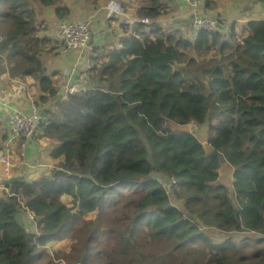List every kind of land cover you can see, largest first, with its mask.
<instances>
[{
    "label": "trees",
    "instance_id": "16d2710c",
    "mask_svg": "<svg viewBox=\"0 0 264 264\" xmlns=\"http://www.w3.org/2000/svg\"><path fill=\"white\" fill-rule=\"evenodd\" d=\"M36 1L69 16L60 0ZM141 1L138 16L163 13L162 0ZM242 27L237 42L232 30L138 23L100 66L98 85L43 110L40 135L59 143L50 155L63 160L32 181L4 184L0 264L42 255L38 263L50 264L46 245L68 240L75 264H264L262 252L252 262L231 257V240L213 243L201 228L264 235V18ZM45 41L29 0H0V76H31L54 95L39 58ZM190 121L196 133L206 128L210 150L181 128ZM224 163L232 196L217 181ZM171 177L174 204L164 188Z\"/></svg>",
    "mask_w": 264,
    "mask_h": 264
},
{
    "label": "crops",
    "instance_id": "0c3cea01",
    "mask_svg": "<svg viewBox=\"0 0 264 264\" xmlns=\"http://www.w3.org/2000/svg\"><path fill=\"white\" fill-rule=\"evenodd\" d=\"M109 2L118 5L121 3L122 7L119 6L122 14L110 10L107 6ZM59 5L69 8L68 17H78L89 21L91 27L89 43L91 46V68L86 71L84 81L88 87L96 86L99 84L96 80L98 70L103 63L108 61L110 52L114 48L113 37L107 28H111L113 32L121 30L124 32V37L128 36L129 33H132L133 27H122L120 25L122 18L125 16L140 17L138 11L143 9L146 4L141 0H99L95 4L85 0H60ZM29 6L33 7L35 11L37 35L46 38L39 58L45 67L46 75L52 80L56 93L48 95L47 92L41 91L39 83L31 76H0V150L7 151L9 155L13 164L12 177L26 181H32L41 174H48L57 162L63 160V156L51 157L50 152L57 148L59 143L42 137L39 127L29 138L10 133L7 130L6 115L15 109L30 113L33 109L47 110L53 107L56 101L66 97L65 86L79 78L80 72L86 67L85 58L87 57L86 55L78 56L70 50L64 51L62 50L64 47H60L61 41L56 34L60 18L55 15L54 6H42L36 0H29ZM160 8L161 10L169 9L168 13L163 12L156 17L157 24L162 28L165 29L166 25H171L181 29L182 33L186 26L189 29L192 13L186 4H171L167 8L162 0ZM244 9L242 0H239L238 5L235 0H205L196 15L216 16L222 24L226 25H229L232 20L243 25L248 20L246 16L249 13L247 10L242 11ZM170 10H177V15L171 14ZM167 20L170 22L166 23ZM166 29L170 30L171 28ZM224 32L226 31L224 30ZM61 88H63V92H60ZM196 136L198 139L205 140L204 130L199 131L198 135L196 133ZM218 181H220L219 177ZM3 193L4 191L0 188V196Z\"/></svg>",
    "mask_w": 264,
    "mask_h": 264
},
{
    "label": "built area",
    "instance_id": "2783aa9c",
    "mask_svg": "<svg viewBox=\"0 0 264 264\" xmlns=\"http://www.w3.org/2000/svg\"><path fill=\"white\" fill-rule=\"evenodd\" d=\"M165 4L167 5V8L171 4H177V3H184L186 4L191 13H192V20H191V29L195 32L203 30L208 32L209 34H215V33H222L224 32V24L221 23V21L216 17L212 15H196L197 10L202 7L205 0H163ZM108 8L110 10H114L118 14H122L121 7L113 2L108 3ZM173 15H177V10H173ZM157 18H149L147 16L143 17H128L125 16L122 18L120 25H123V27L131 28L134 25L138 23L142 24H152L157 23ZM107 31L110 33V35L113 37L114 46L116 48H120L122 46V39L124 37V32L121 30H116L113 32L111 28H107ZM56 34H58L62 41L64 42V48L62 50L67 51L70 50L74 52L78 56L86 55L85 58L86 61V67L85 69L80 72L79 78L73 81L70 85H66L64 88V94H71L78 90H84L87 89L88 86L85 84V76L86 71L91 68V61H90V54H91V46H90V40H91V28L88 20H83L78 17H67L60 19L58 22V25L56 27ZM42 112L41 109H33L32 112L26 113L23 110L15 109L9 114L6 115V125L7 130L15 135H20L25 138H29L34 135V133L37 130V127L42 120ZM182 129L186 131H190L192 133H196L198 129V125L195 121H190L188 124L181 126ZM192 129V130H191ZM0 188L1 186L7 183V180L12 177V167L13 164L11 163V160L9 158V155L6 152L0 151ZM170 182H164L166 183V186L168 187L170 191V186L173 184L176 180L174 177L170 178ZM165 188V187H164ZM8 192V189L7 191ZM26 214H28L31 218L33 217V212L26 211Z\"/></svg>",
    "mask_w": 264,
    "mask_h": 264
},
{
    "label": "rangeland",
    "instance_id": "374dc122",
    "mask_svg": "<svg viewBox=\"0 0 264 264\" xmlns=\"http://www.w3.org/2000/svg\"><path fill=\"white\" fill-rule=\"evenodd\" d=\"M242 2L245 6V9L242 11H246V10L249 11V13L246 16V18H248V20L251 18H255V17H257L255 19L264 18V1L253 2V0H242ZM235 3L238 5L239 0H235ZM249 4H250V6H248ZM168 10L169 9H167V10L163 9V12L168 13ZM170 11L172 12V10H170ZM169 22H170L169 20L166 21V23H169ZM240 24L241 23H239L235 20H232V22H230L229 25L224 24V30L226 31V33H228L230 30H232L234 32V35H235L234 39L237 42L241 41L244 34L247 33L246 31L243 30L244 28L241 29V27L243 25H240ZM168 27L181 30L179 28H174L171 25H168V26L166 25L165 28H168ZM188 28L190 29L191 27L188 26ZM189 29H186L185 33L191 32ZM59 39L61 41L60 47L62 48L64 42L62 41V38L60 36H59ZM169 125H171L172 128H174V126L176 124L175 123H169ZM205 132H206V128L204 131V135H205ZM197 135H198V133H197ZM199 141H202L204 143L203 145L205 146V149L207 151L210 150V147L208 145H206L205 140H202V138H201V139H199ZM218 175H219L218 177L220 178V181L222 180L224 183H226V185L228 186V188L230 190V194L232 196V191L230 188V186L232 184V168H231V166L228 165L227 163H224L222 165V167L218 169ZM11 178H13V177H11ZM157 178L160 179L161 177H157ZM8 180H7V182H8ZM217 181H218V179H217ZM220 181H218V182H220ZM164 187L167 190V193L169 195V199H170L171 203L174 204L173 196L170 193L168 187L166 186V183H164ZM1 190L6 192L7 188H5L4 186H1ZM62 200L66 204L71 205V199L70 198L62 197ZM234 204H236V203L234 202ZM94 214H95L94 212H91L86 217L92 218V217H94ZM201 228H202V231L211 238L213 243H220V242H223L226 240H228V241L231 240L232 252L230 251V254H231L230 256L235 258V259L241 255H244V256H246L244 259L245 262H247V261L252 262L253 259L251 258V256L257 257L256 255H253L254 253H256V252H259L260 254H261V252L264 253V235H260V234L253 233V232H247V231L246 232H236L235 231V232L223 233V232H220V231L214 229L213 227L201 226ZM29 230H30V232L28 233V236H29V238L32 239V235L34 233H36L35 222L30 225ZM36 236H38V234L35 236L33 235L32 240H34V238H36ZM70 247H71V241H69V240L68 241H62L61 243H58L55 241L48 243L45 247V251L49 256L52 257L50 264H75L77 251L71 253ZM45 257H46L45 255H42L41 258L36 262V264H39L38 262ZM88 264H97V262L95 260H93L92 262H89Z\"/></svg>",
    "mask_w": 264,
    "mask_h": 264
},
{
    "label": "water",
    "instance_id": "95a60500",
    "mask_svg": "<svg viewBox=\"0 0 264 264\" xmlns=\"http://www.w3.org/2000/svg\"><path fill=\"white\" fill-rule=\"evenodd\" d=\"M60 92H63V88L60 89ZM16 179H19V178H11V179L8 180L7 183H11L12 181H14Z\"/></svg>",
    "mask_w": 264,
    "mask_h": 264
}]
</instances>
